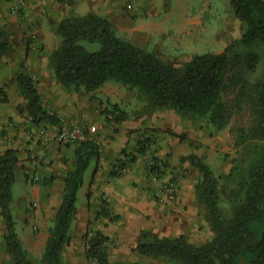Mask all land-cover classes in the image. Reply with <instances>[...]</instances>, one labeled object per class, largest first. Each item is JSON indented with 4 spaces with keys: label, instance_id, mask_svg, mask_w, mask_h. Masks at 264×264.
Here are the masks:
<instances>
[{
    "label": "trees",
    "instance_id": "16d2710c",
    "mask_svg": "<svg viewBox=\"0 0 264 264\" xmlns=\"http://www.w3.org/2000/svg\"><path fill=\"white\" fill-rule=\"evenodd\" d=\"M232 6L235 16L246 27L241 38L221 53L195 55L181 67L122 39L109 19L93 12L64 18L58 25L61 44L53 52L51 62L58 83L65 89H84L90 93L115 81L137 89L151 109L209 116L219 130L230 125L236 112L250 114L249 126L238 129L235 141L238 147L253 141V155L245 167L234 170L235 186L228 194L229 215L220 206L221 197L211 167L194 152L185 158L201 176L197 200L213 238L195 245L186 235L166 237L142 230L136 250L143 256L172 264H264V79L252 78L261 61L259 52L252 48L264 46V0H232ZM85 44L96 49L90 50ZM239 46L244 51L236 50ZM9 51L8 34L0 26V58ZM17 81L27 101L28 114L36 124L40 123L45 111L38 90L26 76L19 75ZM231 92L232 99L225 101ZM112 107L111 115L121 124L125 113L117 116L119 106ZM148 142L147 139L141 143L135 157L146 153ZM75 156L74 168L64 178L62 201L46 249L36 262L23 248L11 211L19 154L14 149L0 153V213L6 223L5 247L12 264H63L62 254L71 240L78 192L86 170L99 156V149L93 142H82ZM129 166L128 162L120 164L121 169ZM104 213L101 210L99 214ZM86 240L87 264L92 261L110 264L107 250L110 239L98 230Z\"/></svg>",
    "mask_w": 264,
    "mask_h": 264
},
{
    "label": "rangeland",
    "instance_id": "374dc122",
    "mask_svg": "<svg viewBox=\"0 0 264 264\" xmlns=\"http://www.w3.org/2000/svg\"><path fill=\"white\" fill-rule=\"evenodd\" d=\"M17 1L19 0H0V26L7 32L10 42L9 53L0 58V85L6 82V87L11 89L12 100L15 104L17 102V108L24 111L28 107L27 101L19 85L18 88H14L13 81L10 80L19 75L31 79L39 92L45 111V117L40 123L54 125L56 129L53 138L56 143L69 149L58 165L62 168L61 181L54 173L32 178L25 176V187L26 183L29 184L28 187H33L34 184L37 187H43L57 183L59 186L56 188L57 197L60 195L63 197L61 193V187L64 185L63 178L74 168L76 159L74 150L80 142L64 145L57 140V136L61 131L74 125H83L85 131L91 134V142L99 147L97 143L100 136L99 126L97 131H94L87 124V115L92 114L103 116L108 128L113 132H127L132 143L127 148L128 151L134 150V146L140 150L141 143L148 139L149 147L145 150L148 159L147 161L144 159L145 172L147 173L151 158L161 160L167 163L166 171L173 169L171 172L175 177L177 176V183L188 182L189 188L194 187L196 197L201 176L196 168L185 161V158L193 152L198 154L213 170L221 197L220 206L225 215H229L231 203L228 194L235 186L236 172L234 170L245 167L253 155V141H248L244 147H238L235 141L238 129L249 126V112H236L230 125L219 130L212 125L209 116H187L174 109H151L137 89L115 81H110L99 90L90 93L84 89H65L56 79L51 58L61 44V37L58 34L59 23L68 16L77 15L74 13L73 5L67 0H42L43 2L36 6V3L24 0L25 7L14 10ZM123 6L125 14L121 16L122 18L110 20L117 35L137 47L155 53L164 62L180 67L195 55L223 52L230 44L241 38L246 28L244 23L235 16L232 0H124ZM85 45L90 50L96 49L88 44ZM252 49L259 52L261 56L258 71L252 78L264 79V46L257 45ZM236 50L244 51L241 46ZM0 90L1 93L2 88ZM232 97L231 92L225 96V101H230ZM92 103L95 104L94 107ZM113 105L119 106L116 110L117 116L122 112L125 113V119L121 124L117 123L115 116L110 113ZM31 121L35 123L33 117ZM47 129L43 125V130ZM160 150L166 151L162 155ZM49 186L46 187L48 189L46 199L49 198L53 189V186L52 188ZM18 187L19 185L15 189L17 193L20 190L17 189ZM18 194L24 195V192ZM19 195L17 197H20ZM28 201L29 211L25 213L21 208L19 210L22 217L29 212L35 216L39 210V203L31 202V199ZM58 208L59 206L55 209V216ZM99 213V211L91 213L79 237L77 249L72 245L71 247L75 248L72 253L70 248L64 249L63 264H73L75 260L77 264L88 263L86 237L90 238L87 235L89 232L100 230L103 219ZM202 214L205 215L204 212ZM55 220L56 217L48 231V240ZM22 223L24 226L21 227V234L25 239L29 238L30 232L33 233L31 238L35 241L43 235V227L37 226V223L34 225L29 221ZM207 227H209L208 223ZM5 235L6 223L0 213V264H12L11 256L5 247ZM205 240L207 241V238ZM46 246L24 247L23 245V248L31 260L39 262ZM107 250L109 253L110 245ZM76 257L81 259H75ZM140 258L133 264H141Z\"/></svg>",
    "mask_w": 264,
    "mask_h": 264
},
{
    "label": "crops",
    "instance_id": "0c3cea01",
    "mask_svg": "<svg viewBox=\"0 0 264 264\" xmlns=\"http://www.w3.org/2000/svg\"><path fill=\"white\" fill-rule=\"evenodd\" d=\"M29 1L36 3V6L43 2L42 0ZM67 1L71 2L74 13L77 15L93 12L114 21L125 14L124 0ZM13 64L16 65L15 62ZM10 81H13L14 88H18L17 76L12 77ZM1 88L0 95L5 96V101L0 102V133L3 134V136L0 135V153L14 149L19 154L17 178L12 189L13 202L11 205L16 230L24 247L35 245L43 247L46 246L47 234L54 223L55 209L60 206L62 195L57 197L56 188L59 187L57 183L50 186L47 184L50 188L53 186V189H51L49 198L46 199L47 186L37 187L34 184L33 187H28L29 184L26 183L25 187V176L32 178L54 173L61 181L62 168L58 165L69 149L67 150L66 146H59L56 143L53 138L56 129L54 125L33 123L27 109L22 111L17 108V102L15 104L12 100L11 89L6 87V82L0 85ZM94 106L95 104L92 103V107ZM87 124L94 131H97V126H99L100 136L97 142L100 145L98 147L99 156L91 162L84 174L83 184L78 192L75 219L71 226V240L65 250L70 248L72 253L75 248L71 245L77 249L79 237L82 235L91 213L101 210L106 211V214L101 215L103 224L100 225V231L110 239L108 244L110 245V264H133V262L137 263L136 260L139 257H141V261H138L141 264H169L167 261L143 256L136 250L142 230L166 237L186 235L195 245L203 244L213 238V233L207 227L205 215L202 214L203 207L198 203L194 187L189 188L188 182L179 181L177 183L178 202L175 204L165 202L160 195V184L168 180L177 182V176L175 177L171 172L173 169H168L160 182L153 180L148 171L146 173L144 170V159L147 161V155L138 153L135 157L137 146H134V150H127L132 144L127 132H113L108 128L103 116L88 114ZM43 125L48 129L43 130ZM147 146L149 147V145ZM165 151L160 150V153L163 155ZM34 154L36 156L43 155V161L38 164L33 159ZM132 158L136 159L131 162ZM123 162H128L130 165L126 170L120 168V164ZM17 185L20 187L17 188L20 189L18 193L24 192V195H19L17 190L15 191ZM63 187H61V193H63ZM18 195L20 197H17ZM30 199L31 202L39 203V210L35 216L29 212L28 215L22 217L19 210L21 208L27 213L29 211L28 200ZM23 221H29L32 225L37 223V226L43 227V235H40L35 241L31 238L33 233L30 232L29 238L25 239L21 234L24 226L22 225ZM74 256H76L75 252ZM75 259L81 258L76 257ZM73 264H77V260Z\"/></svg>",
    "mask_w": 264,
    "mask_h": 264
},
{
    "label": "built area",
    "instance_id": "2783aa9c",
    "mask_svg": "<svg viewBox=\"0 0 264 264\" xmlns=\"http://www.w3.org/2000/svg\"><path fill=\"white\" fill-rule=\"evenodd\" d=\"M25 7V1L24 0H19L17 1V5L14 10H20ZM5 101V96L3 94L0 95V102ZM42 133V132H40ZM1 136H3L2 133H0ZM4 138V137H2ZM57 140L64 145L68 144H73L77 142H86L92 141L91 134L87 131H85L83 125H74L69 129L61 131L58 136ZM33 159L39 164L43 161V155H35L33 156ZM151 161L148 163L147 166V171L149 175L152 176V179L155 181L162 180L164 176V172L166 171L165 166L166 164L161 161V160H156L151 158ZM160 195L162 196L161 198L169 203V204H175L178 202L179 199V190L177 186L176 181L168 180V181H163L162 184H160ZM95 232H89V237L91 238L94 235ZM91 264H96L94 261L91 262Z\"/></svg>",
    "mask_w": 264,
    "mask_h": 264
}]
</instances>
